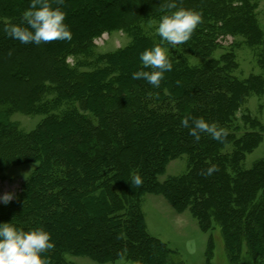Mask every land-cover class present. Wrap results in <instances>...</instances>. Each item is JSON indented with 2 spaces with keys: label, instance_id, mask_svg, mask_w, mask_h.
Segmentation results:
<instances>
[{
  "label": "trees",
  "instance_id": "16d2710c",
  "mask_svg": "<svg viewBox=\"0 0 264 264\" xmlns=\"http://www.w3.org/2000/svg\"><path fill=\"white\" fill-rule=\"evenodd\" d=\"M82 1L60 5L66 20L80 16L72 28L85 24L92 14L101 22L83 25L72 32L71 41L35 45L22 44L3 31L6 24L21 22L29 0H0V18L7 21L0 24V44L16 49L1 74L12 91L0 89V171L38 162L15 199L0 205V222L12 221L24 230L43 226L55 243L54 250L43 254L50 264H68L67 254L100 263L124 257L137 264H172L163 243L146 233L137 206L144 193H157L176 211L189 209L201 226L214 218L231 264L239 263L245 243L254 264H264V157L249 167L243 164L262 134L259 121L244 113L243 125H232L253 87L233 76V53L198 65L167 53L173 68L156 88L133 80L132 73L143 68L140 53L160 43L144 32L142 23L160 19L169 0ZM234 1L238 0H176L203 17L183 45L208 56L218 33L244 34L255 44L250 15L241 9L248 2L242 0L238 6ZM112 4L118 8L107 19L103 9ZM118 29L132 42L106 55L107 65L78 73L75 66L87 65L86 59L73 66L66 63L70 55H91L95 37ZM31 54L40 61L36 69L17 61ZM132 56L130 67L120 61ZM50 89L55 96L45 101L43 94ZM75 101L95 116L96 123L88 121ZM16 112L44 114L24 154L8 147L21 138L9 120ZM185 116L215 122L228 135L221 142L201 133L197 142L181 125ZM227 145L233 147L226 151ZM183 154L188 157L186 171L160 181L167 163ZM212 164L218 168L212 176L200 174ZM136 174L143 180L139 188L130 182Z\"/></svg>",
  "mask_w": 264,
  "mask_h": 264
},
{
  "label": "rangeland",
  "instance_id": "374dc122",
  "mask_svg": "<svg viewBox=\"0 0 264 264\" xmlns=\"http://www.w3.org/2000/svg\"><path fill=\"white\" fill-rule=\"evenodd\" d=\"M69 0H64L67 2ZM73 1V0H71ZM86 1V0H83ZM82 1V2H83ZM190 3L194 0H185ZM242 0L234 1V5H241ZM244 1V0H243ZM248 5H243L241 9H246L250 15L253 29V42L248 41L244 34L239 33H218L214 48L212 52L206 56L193 53L190 48L184 45H176L175 47L167 45V53L177 58H183L188 61L190 65H198L208 59H218L220 55L232 52L235 61V66L232 69L234 77L238 78L240 82L250 81L253 87L249 88V93L240 107L236 110V117L232 120L233 126H242L244 120L241 115L247 114L256 118L259 121V128L261 129L262 138L251 152L246 153L243 164L249 167L253 161L264 157V0H247ZM250 4V6H249ZM74 3L72 4V6ZM233 6V5H232ZM248 6V7H247ZM118 8V4H112L105 10L107 19L113 17L112 11ZM247 7V8H246ZM112 10V11H111ZM72 14V13H70ZM80 13H78L79 15ZM82 16V14H80ZM71 16V15H70ZM80 17V16H79ZM79 17L71 16L67 18L66 23L69 25L72 32H78L83 25L88 23L101 22L100 17L96 18L94 14L88 15L85 24H79L77 28L73 29L72 24L79 20ZM102 19V18H101ZM160 19L150 20L142 23L144 32L153 39L159 40L160 37L156 32V27ZM219 21V18H216ZM98 21V22H97ZM6 19L0 18V24L6 23ZM2 27L0 26V29ZM132 39L126 32L122 30H112L103 32L93 39L94 46L93 53L87 56L70 55L66 59L68 65L73 66L77 60L86 59L87 65L75 66L76 72H91L102 66L107 65L106 55L114 53L120 49L129 48ZM8 43L0 44V89L4 92H10L11 83L8 80H1V74L4 71L5 62L11 61L15 52L13 46H7ZM135 56V55H134ZM120 58L124 66L128 67L133 64V58ZM18 62L25 61L26 64L36 69L40 64L33 54L26 58H20ZM3 63V64H2ZM222 63H224L222 61ZM130 67V66H129ZM251 77L250 79H247ZM256 79V81H255ZM48 84V83H47ZM93 84V83H92ZM53 91L45 92L43 99L46 101L51 99ZM172 103V102H170ZM79 102H73L83 114H86L88 121L91 124L96 123L95 116L87 109H80ZM64 108V107H63ZM53 113L59 112L51 110ZM44 114H23L16 112L9 116V120L16 124V128L21 133V138L10 142L9 148L14 152L24 154V148H29L32 144V137L30 135L33 130L39 126V122L43 119ZM244 129V128H243ZM233 146L227 145V149ZM31 153V151H30ZM188 157L183 154L167 163L165 171L159 176V180L163 181L167 178L178 176L187 169ZM38 166V162H23L17 165H12L0 171V196L5 192H11L13 199L18 195L24 183L28 180L31 173ZM12 199V200H13ZM11 200V201H12ZM0 205H5L0 203ZM137 206L144 220L145 231L150 237H155L161 241L167 250V257L172 264H231L224 245V240L221 233V227L214 218H211L209 224L201 226L198 219L194 217L189 209L181 212L176 211L169 201L162 196V194L144 193L137 201ZM68 264H137L130 259L124 257L112 262L100 263L88 256H73L65 255ZM238 264H254L247 254V244L243 247Z\"/></svg>",
  "mask_w": 264,
  "mask_h": 264
},
{
  "label": "clouds",
  "instance_id": "9594fccd",
  "mask_svg": "<svg viewBox=\"0 0 264 264\" xmlns=\"http://www.w3.org/2000/svg\"><path fill=\"white\" fill-rule=\"evenodd\" d=\"M63 4L64 0H29L21 22L8 23L3 31L8 37L22 44L40 45L57 40L71 41L73 34L65 22L66 12L60 7ZM165 9L156 27L160 43L140 53L143 68L132 73L133 80H145L156 88L160 87L165 73L173 68L166 47L161 45L166 43L175 47L185 44L203 21L201 12L178 6L176 0H169ZM181 125L189 130V135L197 142L201 139V133L221 142L228 135L227 129L215 122L210 123L203 117L185 116L181 119ZM217 170V166L212 164L200 174L212 176ZM130 182L139 188L143 180L136 174ZM12 199L13 194L5 192L0 196V203L6 205ZM54 248L51 234L43 226L24 230L12 221L0 222V264H50V259L43 254Z\"/></svg>",
  "mask_w": 264,
  "mask_h": 264
}]
</instances>
